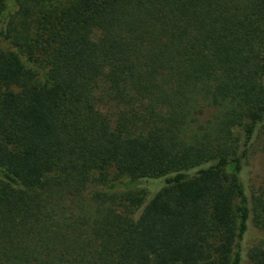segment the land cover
Instances as JSON below:
<instances>
[{
  "label": "trees",
  "instance_id": "1",
  "mask_svg": "<svg viewBox=\"0 0 264 264\" xmlns=\"http://www.w3.org/2000/svg\"><path fill=\"white\" fill-rule=\"evenodd\" d=\"M264 0H0V264H264Z\"/></svg>",
  "mask_w": 264,
  "mask_h": 264
},
{
  "label": "rangeland",
  "instance_id": "2",
  "mask_svg": "<svg viewBox=\"0 0 264 264\" xmlns=\"http://www.w3.org/2000/svg\"><path fill=\"white\" fill-rule=\"evenodd\" d=\"M251 185L255 192H259L264 184V150L261 145H256L251 151Z\"/></svg>",
  "mask_w": 264,
  "mask_h": 264
}]
</instances>
